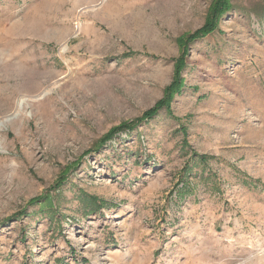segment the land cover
<instances>
[{
    "label": "rangeland",
    "instance_id": "obj_1",
    "mask_svg": "<svg viewBox=\"0 0 264 264\" xmlns=\"http://www.w3.org/2000/svg\"><path fill=\"white\" fill-rule=\"evenodd\" d=\"M0 120V264H264V0H0Z\"/></svg>",
    "mask_w": 264,
    "mask_h": 264
},
{
    "label": "trees",
    "instance_id": "obj_2",
    "mask_svg": "<svg viewBox=\"0 0 264 264\" xmlns=\"http://www.w3.org/2000/svg\"><path fill=\"white\" fill-rule=\"evenodd\" d=\"M225 7H227V4L225 3V1H224V4H221V10L223 9V8H225ZM218 11V10H217ZM214 13H216V11H214ZM208 25V24H207ZM210 26V28H212V24H210L209 25ZM171 94H173V93H171ZM169 100L167 99V102H168ZM163 104V103H162ZM167 103L165 102V104H163V105H166ZM156 113V111L155 110H152L151 112H148V113H146L142 118H140L137 122L139 123V122H143L144 120H146L147 121V119H149V118H151V116L153 115V114H155ZM113 134V133H112ZM108 138V137H107ZM109 138H111V137H109Z\"/></svg>",
    "mask_w": 264,
    "mask_h": 264
},
{
    "label": "bare ground",
    "instance_id": "obj_3",
    "mask_svg": "<svg viewBox=\"0 0 264 264\" xmlns=\"http://www.w3.org/2000/svg\"><path fill=\"white\" fill-rule=\"evenodd\" d=\"M20 106H21V103L19 102L18 108H20ZM4 123H5V120H0V129H1L2 125H4Z\"/></svg>",
    "mask_w": 264,
    "mask_h": 264
}]
</instances>
